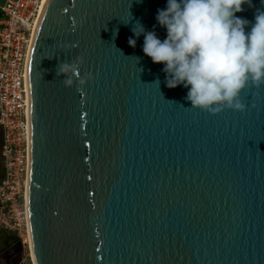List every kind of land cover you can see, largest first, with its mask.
Masks as SVG:
<instances>
[{
    "label": "water",
    "instance_id": "95a60500",
    "mask_svg": "<svg viewBox=\"0 0 264 264\" xmlns=\"http://www.w3.org/2000/svg\"><path fill=\"white\" fill-rule=\"evenodd\" d=\"M166 3L44 6L28 63L36 264H264V84L241 92L244 112L191 108L132 32L163 40ZM242 8L254 22L264 2ZM77 56L74 79H92L66 87L57 65Z\"/></svg>",
    "mask_w": 264,
    "mask_h": 264
},
{
    "label": "clouds",
    "instance_id": "9594fccd",
    "mask_svg": "<svg viewBox=\"0 0 264 264\" xmlns=\"http://www.w3.org/2000/svg\"><path fill=\"white\" fill-rule=\"evenodd\" d=\"M251 3L167 0L155 17L166 30L163 40L138 20L132 32L137 38L143 35L144 54L153 63L164 65L166 86L188 89L185 99L191 108L213 115L224 109L244 112L247 105L241 92L249 83L264 84V10L256 11L254 22L236 15L243 11V4ZM128 43L135 47L136 39L130 37ZM83 62L84 58L77 56L58 63L56 74L63 77L66 87H84L92 79L89 73L74 79ZM154 84L159 87V79Z\"/></svg>",
    "mask_w": 264,
    "mask_h": 264
},
{
    "label": "built area",
    "instance_id": "2783aa9c",
    "mask_svg": "<svg viewBox=\"0 0 264 264\" xmlns=\"http://www.w3.org/2000/svg\"><path fill=\"white\" fill-rule=\"evenodd\" d=\"M47 0L0 2V230L30 249L27 190L31 164L30 47Z\"/></svg>",
    "mask_w": 264,
    "mask_h": 264
},
{
    "label": "flooded vegetation",
    "instance_id": "af4514ba",
    "mask_svg": "<svg viewBox=\"0 0 264 264\" xmlns=\"http://www.w3.org/2000/svg\"><path fill=\"white\" fill-rule=\"evenodd\" d=\"M1 134H2V131L0 128V170L2 171L3 165H2V160H1ZM14 237L15 236H13V238ZM16 242H18L17 239L14 240L12 244L8 241L7 246L3 250L0 251V254H2V252H4L5 250L11 248L8 255L4 256V258L0 260V264H16V262L19 260V257L21 254V247L19 245H16Z\"/></svg>",
    "mask_w": 264,
    "mask_h": 264
},
{
    "label": "rangeland",
    "instance_id": "374dc122",
    "mask_svg": "<svg viewBox=\"0 0 264 264\" xmlns=\"http://www.w3.org/2000/svg\"><path fill=\"white\" fill-rule=\"evenodd\" d=\"M1 2V0H0ZM0 179H1V170H0ZM8 233V234H7ZM6 234L9 235L11 237V241L10 243L12 244V242H14L13 240V236L11 233L7 232ZM1 234H4V232H1ZM1 238V237H0ZM15 238V237H14ZM20 242V241H19ZM17 243V242H16ZM3 247V242L0 239V249ZM4 248H2L1 250H3ZM3 259V258H2ZM0 259V260H2ZM4 261V260H3ZM33 259H32V253H31V249H29L28 244H21V254L19 257V260L16 262V264H32Z\"/></svg>",
    "mask_w": 264,
    "mask_h": 264
},
{
    "label": "crops",
    "instance_id": "0c3cea01",
    "mask_svg": "<svg viewBox=\"0 0 264 264\" xmlns=\"http://www.w3.org/2000/svg\"><path fill=\"white\" fill-rule=\"evenodd\" d=\"M1 232H4V234H1L0 235V239H1V241L3 242V247L2 248H5L6 246H7V243H8V240H9V238H10V236L9 235H7L8 233H7V231H4V230H0V233ZM7 233V234H6ZM1 248V249H2ZM1 249H0V251H1Z\"/></svg>",
    "mask_w": 264,
    "mask_h": 264
},
{
    "label": "bare ground",
    "instance_id": "6f19581e",
    "mask_svg": "<svg viewBox=\"0 0 264 264\" xmlns=\"http://www.w3.org/2000/svg\"><path fill=\"white\" fill-rule=\"evenodd\" d=\"M31 46H32V44H31ZM30 50H31V47H30ZM30 249H31V253H32V259H33V262H32V264H36V262H35V259H34V254H33V249H32V244H31V241H30Z\"/></svg>",
    "mask_w": 264,
    "mask_h": 264
},
{
    "label": "trees",
    "instance_id": "16d2710c",
    "mask_svg": "<svg viewBox=\"0 0 264 264\" xmlns=\"http://www.w3.org/2000/svg\"><path fill=\"white\" fill-rule=\"evenodd\" d=\"M1 146H2V134H1ZM3 167V166H2ZM2 176H3V169H2V171H1V178H2ZM1 180V179H0ZM12 239H11V237L9 238V242L11 241ZM13 240H16V238H13Z\"/></svg>",
    "mask_w": 264,
    "mask_h": 264
}]
</instances>
